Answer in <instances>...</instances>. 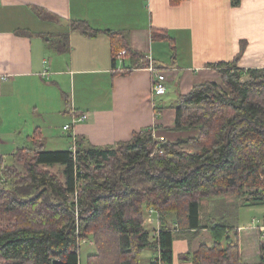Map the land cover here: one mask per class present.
Returning a JSON list of instances; mask_svg holds the SVG:
<instances>
[{"label":"trees","instance_id":"16d2710c","mask_svg":"<svg viewBox=\"0 0 264 264\" xmlns=\"http://www.w3.org/2000/svg\"><path fill=\"white\" fill-rule=\"evenodd\" d=\"M182 1L170 0L174 5ZM70 27L89 36L101 31L85 19L70 20ZM164 30L154 29L153 35L169 39L175 51L173 37ZM105 31L114 68L124 49L130 66L149 65L140 61L142 53L133 49L125 31ZM68 34L53 42L57 49L67 48ZM238 59L216 64L221 84L196 83L169 106L176 109L170 128L188 132L177 140L155 137L154 127L135 131L116 146L76 136V151L49 150L37 128L32 144L11 155L23 169L0 152V264H80L83 238L92 239L88 242L96 249L87 264H142L145 249L155 252L150 264H158L157 252L163 264H173L174 239L197 237L206 227L213 242L203 241L180 259L245 264L232 219L221 216L205 224L201 216L202 200L213 196L237 194L247 196V204H264V68L244 69ZM126 66L116 73L130 71ZM56 163L65 166L64 182L44 168ZM149 208L157 211L159 231L147 227ZM261 247L258 264H264V242Z\"/></svg>","mask_w":264,"mask_h":264},{"label":"crops","instance_id":"0c3cea01","mask_svg":"<svg viewBox=\"0 0 264 264\" xmlns=\"http://www.w3.org/2000/svg\"><path fill=\"white\" fill-rule=\"evenodd\" d=\"M73 19H85L101 31L89 36L72 30ZM157 28L173 37L175 51L169 39L153 35ZM106 29L125 31L133 49L142 53L140 61L151 57L149 65L130 66L125 56L114 68ZM62 32L69 33L64 50L53 43ZM237 57L244 69L264 68V0H183L175 5L170 0H0V150L11 157L30 146L37 128L49 150L72 148V134L110 147L154 127L155 137L177 140L188 132L170 128L176 118V109L169 107L175 104L172 99L196 83L221 84L216 64ZM124 65L130 71L116 73ZM152 65L165 74L163 94L153 93ZM74 113L89 116L68 130ZM12 131L16 136L9 139ZM154 222L153 229L159 226ZM202 234L213 242L209 227ZM195 241L199 248V236L174 239L173 264H191L179 256L196 251ZM91 245L87 256L96 250Z\"/></svg>","mask_w":264,"mask_h":264},{"label":"rangeland","instance_id":"374dc122","mask_svg":"<svg viewBox=\"0 0 264 264\" xmlns=\"http://www.w3.org/2000/svg\"><path fill=\"white\" fill-rule=\"evenodd\" d=\"M166 95H172L170 93V89H168ZM172 101L175 104L177 103V100L175 101V99H172ZM55 131V133H61V130L58 131L57 128ZM8 136L9 139H13L16 134L14 135L12 131ZM1 138L6 139L4 137ZM186 147L188 148V150L192 149L191 146ZM0 152L3 153V151L1 150ZM4 155H6L7 162L16 164L21 169H23V165L18 163L16 159L13 160V158L10 157L9 154ZM44 168L56 173L63 182L65 181V176L62 172L63 167L61 165L44 166ZM246 197L244 196L239 198L237 194H225L222 196H213L211 198L203 199L201 215L203 216L202 219L204 223H209L208 219H213L221 216L229 217L230 220L232 219V222L237 225L241 236L242 261H244L245 263L254 264L260 261V257L262 254L261 246H263L262 242H264V204H247V199H245ZM77 212H79V209H77ZM8 221L9 220H7L6 217L3 218V224L7 223ZM155 223L156 222H147L146 224L148 228L153 229V225ZM202 231L200 232L201 235H198L199 240L206 241L208 243L211 242L212 240L209 237V234L204 235L202 234ZM90 241H92V239H90ZM198 244L199 241L193 242L192 249L198 248ZM90 247H93L90 242L82 243L80 246L79 254L82 260V264H87V255L92 250H90ZM152 253L153 251H151V249H145V251H142V264L150 263V256Z\"/></svg>","mask_w":264,"mask_h":264},{"label":"built area","instance_id":"2783aa9c","mask_svg":"<svg viewBox=\"0 0 264 264\" xmlns=\"http://www.w3.org/2000/svg\"><path fill=\"white\" fill-rule=\"evenodd\" d=\"M125 55H126V50L124 49V50L120 51V53L117 55V60H119L120 63H123V60H124ZM148 58L151 59L150 56H148ZM118 67H120V64H119ZM151 70L154 71V73H155L154 74L155 76H154L153 84H152L153 93L154 94H158V95L165 93L166 90H167V86H166V83H165V74L163 72L157 70L155 67H153V65L151 67ZM45 74L47 75V74H49V72L48 71H45L44 72V75ZM88 116H89L88 113H82V114H78V115L74 113V115L72 116L73 119H72L71 123L66 124L65 125V128L68 129V130L69 129L72 130L73 126L76 123H78V122H80L82 120L87 119ZM161 140H164V139L161 138ZM72 141H73V143H72L73 144L72 145V149L74 151H76V144H75L76 143V135L75 134H72ZM160 152L161 153H164V150H160ZM77 193L78 192H76L75 197L77 196ZM146 210H147L146 222L154 223V220H156L157 223L159 224V226L156 229H157V231H159L160 223H159V220H158V216H157L156 209L149 208V209H146ZM154 214H155L156 217L153 216ZM175 227H177V225ZM89 240L90 239H87V238L80 239V246H81L82 243H86ZM156 256H158V259H156L155 261L158 262V264H163L160 261V256H159V253L158 252H157Z\"/></svg>","mask_w":264,"mask_h":264}]
</instances>
